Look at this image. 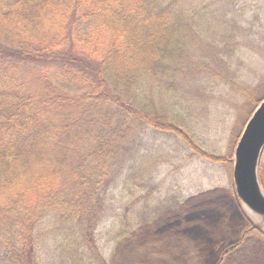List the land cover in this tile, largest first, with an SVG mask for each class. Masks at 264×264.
Returning <instances> with one entry per match:
<instances>
[{
    "label": "trees",
    "instance_id": "obj_1",
    "mask_svg": "<svg viewBox=\"0 0 264 264\" xmlns=\"http://www.w3.org/2000/svg\"><path fill=\"white\" fill-rule=\"evenodd\" d=\"M207 1L0 0V264H196L216 251L221 225L185 247L194 218L180 194L159 193L164 152L144 140L151 128L233 161L201 152L178 121L194 112L190 94L234 75L233 56L263 50L223 42L238 24L228 16L242 21L258 0H231L216 41L221 10ZM117 187L107 259L96 230ZM233 193L246 227L213 264L264 238Z\"/></svg>",
    "mask_w": 264,
    "mask_h": 264
},
{
    "label": "rangeland",
    "instance_id": "obj_2",
    "mask_svg": "<svg viewBox=\"0 0 264 264\" xmlns=\"http://www.w3.org/2000/svg\"><path fill=\"white\" fill-rule=\"evenodd\" d=\"M230 1H207L213 9L221 10L212 23L213 31L210 36L219 35L217 38H212L214 41L222 40V36L226 35L221 31L222 26L232 28L227 17L222 16L223 12L231 9ZM261 8H264V0L254 2L252 11L246 13L242 21L240 13L239 15L235 12L230 14L228 17L233 15L238 24L235 31H230L232 33L229 36L230 39H223V42L255 46L258 49L260 45L264 47V9ZM261 52L253 51L252 57L244 56L245 58H241L240 61L236 59L237 56H233L231 61L233 76L227 80L226 77L222 81L208 83V86L204 87L200 100L195 94L189 95L195 99L194 112L191 111V115H187L186 119L181 118V121H178L180 126L177 130L187 134L204 154L216 157L232 154L234 158L236 145L247 122L264 99V48ZM182 110L185 112V109ZM144 140L146 144L161 148L164 152L165 161L158 166L155 179L160 183L159 193L175 196L180 194L191 212V217L194 218L189 229L192 240L188 241L185 247L191 248L194 240L211 242L215 239V231L220 229L215 226H222V234L219 235L216 251H212V255L205 261L204 257L200 261L201 256L197 254L189 256L196 264H213L223 247L240 240L246 227L245 219L233 193V188L235 189L233 161L231 164L214 161L210 157L201 155L181 137L151 128L145 130ZM261 167L264 175V154L261 158ZM261 185L264 189L263 182ZM112 192L115 198L109 213L96 230L97 243L104 248L107 259L110 256L108 245L112 244L108 241L113 234L111 233L112 224L118 219L119 212L123 210L118 199L120 187L114 188ZM125 206L126 203H124ZM249 215L264 229V221L261 218ZM147 246L153 245L149 243ZM121 253L122 251L118 255ZM158 256L160 255L155 257ZM40 258L44 263L46 261L50 263L53 260V256L47 251L40 252ZM165 263L167 264V262H161V264ZM221 264H264V238L258 234L248 237L236 251L226 256Z\"/></svg>",
    "mask_w": 264,
    "mask_h": 264
},
{
    "label": "water",
    "instance_id": "obj_3",
    "mask_svg": "<svg viewBox=\"0 0 264 264\" xmlns=\"http://www.w3.org/2000/svg\"><path fill=\"white\" fill-rule=\"evenodd\" d=\"M264 152V99L259 103L236 145L233 158V182L243 208L264 221V189L259 165Z\"/></svg>",
    "mask_w": 264,
    "mask_h": 264
}]
</instances>
